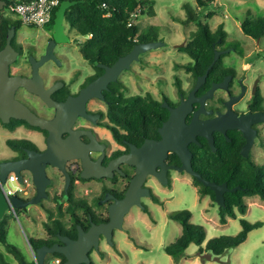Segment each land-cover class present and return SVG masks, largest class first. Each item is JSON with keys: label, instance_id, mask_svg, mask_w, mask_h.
Wrapping results in <instances>:
<instances>
[{"label": "flooded vegetation", "instance_id": "obj_1", "mask_svg": "<svg viewBox=\"0 0 264 264\" xmlns=\"http://www.w3.org/2000/svg\"><path fill=\"white\" fill-rule=\"evenodd\" d=\"M4 10L5 8L2 9L4 15L11 16L6 14ZM19 29H16V34L13 38V44L18 54L17 59L10 65V73L13 76L32 77L34 67L30 58L34 55L37 59H40L46 53L48 44L53 38L54 29L48 28V30L45 29L43 33H40L42 36L48 35L47 42L41 52L38 51L35 43L31 47H27L24 44H16L15 37ZM148 32L149 30L145 31L144 35H148ZM149 34L152 39L147 41L162 39L166 41V44L141 53L140 58L131 63L130 69L123 70L116 81L110 82L108 88L103 89V98L93 96L87 100L84 105L85 114L79 112L71 115L72 119L66 124V126H69L60 131L59 140H62V142L58 144L56 153L53 152L54 150L52 151L50 146V129L32 125L25 119L16 117H12L9 122H4L0 117V124L4 132L6 129H10L17 136L13 137V147L7 142L9 137L6 138V143L13 149V154L6 157L0 156V162L10 159H13V161L30 159L31 153L35 156L40 154L50 155L47 159L39 156H33L30 159L34 165L44 167L47 177L50 179L47 184L49 197L43 198L40 203H31L24 208H17L14 205L13 210V215L15 216H18L19 212L27 211L34 217L39 216L42 208L46 211L43 210L48 217L46 219L43 218L42 229L37 232L36 236L27 234L28 246L35 260L38 248L44 245L53 246L55 243L64 244L61 235L77 239L79 237V226L89 232L96 225H109L111 223L113 206L128 196L133 179L139 170L137 163L131 162L126 158L134 157L132 152L143 148L147 140L159 141L164 138L161 127L170 118L172 108H176L183 101L188 100L197 85L199 77L206 73L208 68L204 73L195 72V58L190 48L176 46L175 44L170 46L169 40L160 36L159 33V37H154L153 32ZM140 38L137 37V43L143 42ZM61 44L65 43H58L55 48V54L60 59L61 64L56 59H51L48 62H54L60 66H64L68 62L66 56L57 52V47ZM158 49H163L162 54L158 58H155V60L146 58L150 52ZM216 51H221V55L217 60L218 66L212 73V68L209 70L207 78L196 90L195 96L200 98L214 86L216 88L213 94L206 98L204 104L198 99L192 101V107L185 115L186 123H191L197 113V116L202 120H220L221 124H232L234 123L233 120L239 117L264 113V76L259 74L254 66H249L252 71L250 72L242 65L240 56L245 57L247 55L245 51L239 46L228 45L227 39L226 41L219 39L214 43L213 53L215 54ZM145 62L149 63L157 72L158 81L157 83L154 82V86L158 88L157 91L152 90L150 87L147 88L141 82L142 80L150 81L148 80L149 74H143L145 68L141 70ZM171 63L172 66L170 68H164L163 64L169 65ZM44 65L40 67L39 71L44 79L45 86L53 88L52 97L60 103L69 100L73 101L83 87L87 86L106 70L105 67L100 66L103 69L100 71L88 61V63H85V67H77L69 75H66L58 71H45L42 69ZM161 71L166 74L169 73L170 77L160 73ZM129 72L134 75L133 80H136L137 91H130L132 80L128 78L130 75L126 76ZM182 74L190 78L187 81V85H185L180 76ZM166 83H168V88L164 86ZM15 96L38 115L47 119L56 117L57 109L27 88L23 86L17 87ZM132 96L142 97V107L131 102L130 97ZM80 108H82V104H80ZM73 112L74 109L72 107L70 113ZM12 121L13 127L6 125V123H12ZM151 127L152 129L150 130ZM250 127L256 131V135L248 155L243 153V147L247 143V136L241 128L214 129L212 135L215 149L207 135L197 134L196 138L188 144L189 149L193 153L191 159L193 168L203 175L199 168L206 166L205 162L210 155V148L218 154L223 163H225L224 161L227 160V157L235 158L228 162L231 165L238 164L240 161L261 163L256 161L254 155L257 144L264 139V121L252 122ZM74 140L77 141V144L73 149L72 141ZM66 148L71 149V151L68 153L62 151ZM51 151L53 155L50 153ZM202 152L205 153V161L203 163L196 162L197 153ZM63 155L65 156L63 157ZM50 157L53 160L62 161L65 170L70 174L71 181L68 188L66 172L58 165H55L50 160ZM86 160L90 163L89 170L96 169L95 166H99L100 171L105 173L85 176ZM154 163L157 164L156 169L159 172L164 167L165 175L168 179L167 183L164 184L153 173L146 175L140 185L139 194V200L145 207L139 203L131 206L129 211L124 214L122 227H109L110 238L106 231L99 232V246L94 245L89 251L92 261L94 255L105 256L111 250H114L113 252H123L118 247L117 232L119 230L126 231V217L136 207L142 210L149 209L146 198L160 199L159 193L155 189L156 184L163 186L173 185L174 171L191 174L187 170L179 169V166L184 164V160L172 148L168 150L164 159L161 161L156 159ZM21 174L24 182H19L23 185L24 190L15 193H18L24 200L30 201L39 192L35 183V174L32 170H22ZM191 176L194 177L195 182L196 176L193 174ZM47 201L52 202L51 207L46 206ZM121 212L122 210H120ZM6 216H10V214L7 212L4 218ZM38 242H41V244L35 246L34 243ZM104 243L109 246L110 251L107 248H103ZM20 251L24 258L19 260L15 256L21 264L24 261L28 263L34 262L25 250L20 249ZM50 257H54L53 253H47L45 264Z\"/></svg>", "mask_w": 264, "mask_h": 264}, {"label": "rangeland", "instance_id": "obj_2", "mask_svg": "<svg viewBox=\"0 0 264 264\" xmlns=\"http://www.w3.org/2000/svg\"><path fill=\"white\" fill-rule=\"evenodd\" d=\"M185 3H190L200 14L203 22L208 23L213 30L223 23L224 28L228 31V45L239 46L247 54L245 57L240 56L242 65L250 72L252 71L249 66H254L256 71L264 76V36L260 39L254 38L245 33L241 25L248 15L255 17L264 15V0H208V4L205 6H202L198 0H154L156 15L152 16L147 12H142L138 18L139 22L137 21L136 24H139L143 31L151 30L154 27L160 36L169 40L170 46L172 44L186 46L191 40L192 31L197 28V23L192 21L188 10L184 7ZM4 12L8 15L13 14L12 10L6 7ZM65 25L71 40L59 45L57 52L66 56L68 62L64 66L48 62L42 67L45 71H58L61 74L69 75L77 67H85V63H88L82 53V45L88 36L78 34L76 29L71 26L67 16ZM48 28L52 30L53 26L37 27L23 24L15 37L16 44L31 47L35 43L38 51L41 52L47 42L48 35L42 36L40 33ZM162 50H154L146 58L155 60L162 54ZM148 64L145 62L144 66H147H142L141 70L145 68L143 74H149L148 80L150 81L142 80L141 82L147 88L150 87L157 91L158 88L154 86L158 81L157 72ZM163 65L164 68H170L172 63ZM160 73L170 77L169 73L166 74L162 71ZM126 76L132 80L130 91H137L133 73L129 72ZM180 76L187 85L190 78L184 74ZM164 86L168 88V83ZM3 132L4 129L0 124V156L6 157L13 154V149L6 143V138L17 136L10 129ZM254 158L257 162L264 163V139L257 144ZM173 176V185H155L160 199L146 198L148 210L136 207L127 215L126 231L119 230L117 232L118 247L123 252L110 251L109 246L104 243L103 248H107L110 253L108 252L105 256L94 255L95 262L99 264H264V225L252 230L246 241L238 247L229 249L221 257H216L207 251L199 253V245L196 243H192L186 256L179 260L167 253L165 246L173 242L181 234L183 228L181 222L170 217L171 211L185 208L192 210V220L207 228L208 238L222 234H236L242 229L241 217L251 221L264 220V201L259 195H253L246 197L248 204L246 214L238 213L237 218L229 216L228 221L222 223L220 205L210 194L201 195L200 186L194 182V177L191 174L174 171ZM10 186L13 185L10 184ZM46 206L51 207L52 202L47 201ZM43 210L42 208L37 217L27 211L19 212V215L15 216L9 210L7 212L10 216L0 220L7 230L8 241L19 249L25 250L34 261L35 257L28 246L27 234L36 236L37 232L42 229L43 218L48 217L46 211ZM0 252H4L12 264H21L15 254L9 251L1 240Z\"/></svg>", "mask_w": 264, "mask_h": 264}, {"label": "water", "instance_id": "obj_3", "mask_svg": "<svg viewBox=\"0 0 264 264\" xmlns=\"http://www.w3.org/2000/svg\"><path fill=\"white\" fill-rule=\"evenodd\" d=\"M77 3V0H63L56 11L55 22L53 25L54 35L48 44L47 51L40 59L36 56H31V62L34 67V74L32 77L13 76L10 73V65L17 59L18 51L13 44V38L16 34V27L12 26L7 35L6 45L0 49V117L4 122H9L12 117L19 119H25L30 124L40 126L42 128H48L51 130L50 146L52 151L56 153L58 151V144L62 142L59 140L61 129L68 127L66 124L70 121L71 115L85 114V103L93 96L104 97L103 89L108 88V85L112 81H116L119 74L125 70L131 68V63L134 60L140 58V54L148 50L161 47L166 44L165 40H152L138 42L134 45L133 49L125 55L120 56L112 65L100 63V66L106 68L105 72L99 77L91 81L87 86L83 87L81 92L74 97V100L60 103L52 97L53 88H47L45 86L44 79L40 74V67L51 59H56L61 64L60 59L55 54V48L58 43H66L71 40L70 35L66 31L65 18L68 8ZM8 4L7 0H0V10L4 9ZM221 55V51H216L212 63L209 65L206 73L199 77L195 89L191 92L188 100L183 101L176 108H172V114L170 118L161 127V132L164 138L156 141L149 139L146 141L143 148L140 150H134L132 153L134 157L126 158L131 162L138 164V174L133 179L132 186L129 190L128 196L117 202L112 208V221L108 224H101L94 226L91 231L86 232L82 226H79V237L73 239L67 235H61L64 244L55 243L53 246L44 245L37 250V258L33 263L24 261L23 264H45L47 253L60 252L66 255V261L64 264H92V258L89 255L90 249L95 245L99 246V232L106 231L109 238L111 233L109 229L112 226L122 227V221L124 214L129 211L131 206L135 203L141 204L139 200L140 185L143 183L145 177L149 173L157 175L160 180L166 184L168 179L165 175L164 167L162 171H157L156 163L154 161L159 159L160 161L165 158L170 148L175 149L183 158L184 164L179 166L180 170H187L191 174L195 175L205 185L210 186L215 191L216 201L220 206L225 205V193L229 190H237L239 186L230 188L228 182H218L204 177L200 172L196 171L192 165V151L189 149V142L194 140L197 134H205L208 136L211 145L215 149L214 138L212 132L214 129H227V128H241L246 136L247 143L243 147L244 155H248L249 149L254 144L256 131L250 127V124L255 121H264V113H257L249 115L247 117H239L233 120L234 123L221 124L220 120H202L197 115L194 117L191 123H186L185 115L192 107L193 100H201L204 104L206 98L210 97L216 86H214L207 94L196 98V90L207 78L209 70L217 62ZM23 86L29 91L39 95L49 105L54 106L57 109L56 117L53 119H47L43 116L35 113L30 107L24 104L22 101L16 98L15 92L17 87ZM82 104V108H80ZM167 105V103H165ZM73 107L74 112L70 113V109ZM74 119V118H73ZM73 149L77 144V141H72ZM56 149V150H55ZM50 152L53 155V152ZM65 153L71 151V149H63ZM61 151V152H62ZM30 159H32L33 153H31ZM56 155V154H54ZM40 158H49L47 154L36 155ZM35 156V157H36ZM65 155H63L64 157ZM86 158V157H85ZM30 159H24L19 161L2 160L0 162V180L5 183L11 172H15L20 182H24V178L21 174L22 170H32L35 174V183L38 186L39 192L37 196L30 201L24 200L18 193L11 195V201L17 208H24L31 203H40L43 198H48L47 184L50 179L47 177L44 167L34 165ZM50 160L62 168L67 174V188L70 185L71 176L65 170V166L62 161ZM90 163L85 162V176L101 175L100 167L95 166L96 169L89 170ZM149 194V193H147ZM10 209V203L5 191L0 188V220L4 218L7 211ZM120 210L122 212L120 213ZM110 227V228H109ZM111 240V239H110Z\"/></svg>", "mask_w": 264, "mask_h": 264}, {"label": "trees", "instance_id": "obj_4", "mask_svg": "<svg viewBox=\"0 0 264 264\" xmlns=\"http://www.w3.org/2000/svg\"><path fill=\"white\" fill-rule=\"evenodd\" d=\"M7 1L6 8L12 4L13 0ZM62 1L60 0V4ZM198 1L202 6L208 4V0ZM60 4L54 9L52 21L47 26L52 27L54 25L56 11ZM184 7L188 10L192 21L197 23V28L192 31L191 40L186 47L192 50V55L195 58V72L204 73L214 59V43L219 39L226 41L228 31L224 28L223 23L213 30L208 23L203 22L200 14L196 12L190 3H185ZM140 8L149 15H156L154 0H77V3L68 8L66 16L73 29H76L80 35L88 36L82 45L84 57L100 71L103 69L99 63L113 64L120 56L133 49L137 43V37H141V41H147L152 39L149 34L152 32L154 37H159L154 27L149 30L148 35H144L145 31L141 29L139 24L129 25L132 13ZM22 25L20 19L6 16L0 10V49L6 45L9 29L15 26L18 30ZM241 25L245 33L254 38L260 39L264 36V15L257 17L248 15ZM217 66L218 62L213 65L211 73ZM141 98V96H132L130 100L142 107ZM161 108L165 109L164 107ZM6 125L13 127V121L12 123H6ZM7 142L13 147V138L9 137ZM197 155L196 162L203 163L205 153H197ZM233 159L235 158L227 157V160L223 163L218 154L210 148V155L205 162L206 166L199 168L206 178L218 182L227 181L230 188L239 186L237 190H229L225 193V205L219 208L222 223H226L229 216L237 218L238 213H247V196L259 195L264 201V163L240 161L238 164H229L228 162ZM195 183L200 186L202 196L210 194L216 200L215 191L210 186L205 185L197 177H195ZM169 215L181 222L183 226L181 234L165 246L167 253L171 254L176 260L186 256L192 243L199 245V253L207 251L216 257H221L229 249L238 247L246 241L252 230L264 225L262 219L251 221L241 217L242 229L239 232L217 235L208 239L207 228L203 224L195 223L192 220V210L188 208L174 210ZM0 240L19 260L24 258L20 249L8 241L7 230L1 224V221ZM39 244L41 242L34 243L35 246ZM53 256L61 257L63 263L66 261V256L63 253L55 252ZM49 261L47 259L46 264ZM0 264H12L4 252H0ZM92 264L99 263L93 260Z\"/></svg>", "mask_w": 264, "mask_h": 264}, {"label": "built area", "instance_id": "obj_5", "mask_svg": "<svg viewBox=\"0 0 264 264\" xmlns=\"http://www.w3.org/2000/svg\"><path fill=\"white\" fill-rule=\"evenodd\" d=\"M60 4V0H20L12 1L8 9L12 10V17L18 18L23 24L31 26L44 27L47 26L53 18L54 9ZM8 5V4H7ZM142 9L132 13L129 25L136 24ZM15 183V184H14ZM12 184L13 186H10ZM0 188H2L9 200L10 211L13 212L14 204L11 201V195L15 192L23 191L24 187L19 182L15 172H11L5 183L0 180ZM64 264L61 257H53L48 264Z\"/></svg>", "mask_w": 264, "mask_h": 264}, {"label": "crops", "instance_id": "obj_6", "mask_svg": "<svg viewBox=\"0 0 264 264\" xmlns=\"http://www.w3.org/2000/svg\"><path fill=\"white\" fill-rule=\"evenodd\" d=\"M138 22H139V20H138ZM249 237V236H248ZM209 239V238H208Z\"/></svg>", "mask_w": 264, "mask_h": 264}]
</instances>
